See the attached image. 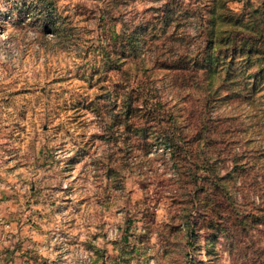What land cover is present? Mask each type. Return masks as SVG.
Instances as JSON below:
<instances>
[{
	"label": "rangeland",
	"instance_id": "1",
	"mask_svg": "<svg viewBox=\"0 0 264 264\" xmlns=\"http://www.w3.org/2000/svg\"><path fill=\"white\" fill-rule=\"evenodd\" d=\"M220 8L264 35V0H0V264H264V76H247L264 61L242 56L206 108L191 72L142 74L138 94L107 65L124 25L172 13L182 39ZM126 97L145 108L129 133ZM158 102L183 141L200 129L199 167L139 131Z\"/></svg>",
	"mask_w": 264,
	"mask_h": 264
},
{
	"label": "trees",
	"instance_id": "2",
	"mask_svg": "<svg viewBox=\"0 0 264 264\" xmlns=\"http://www.w3.org/2000/svg\"><path fill=\"white\" fill-rule=\"evenodd\" d=\"M167 6L164 5V7ZM161 14L157 18L160 23L165 18L168 20L167 24L161 26V30L156 29L157 24L153 26V17L147 18L144 15L142 21H139L137 26L136 24L130 27L124 25L123 33L114 34L107 44V49L115 55V58L108 56V69L110 71H118V73L124 70L126 78L133 76L134 83L140 81V84L137 85L138 94H144L143 89L146 86L143 82L142 74L149 75L151 78L157 71L174 73L170 75L171 77L176 76V72H188V74L191 72L190 77L195 79L192 81V85L198 90H200L201 86L203 88L202 90L205 91L206 108L208 102L215 101H210L215 97L212 92L213 89L217 90L218 87L227 85L226 83L234 85L233 81L237 76L246 74L250 70L248 68H239L240 61H242L240 58H243L242 56L257 55L256 59L258 63L264 61V50L261 51V47L264 46V35L259 31L255 38L256 40L249 37L244 39L238 36L240 31L249 32V29L240 25L236 18L237 16L225 10V8L223 10L220 8L210 14L212 22L208 28L201 24L198 26L195 36L192 37L185 32L181 37L182 39H180L177 33L175 34L177 29H181L180 26H175L173 32L169 30L175 21L174 19H177V15L175 18H172V13H168V15ZM193 16L196 17L197 15L193 14ZM196 18L201 21V16L198 15ZM140 32L142 44H140ZM159 36H162V39ZM172 37L177 42L171 41ZM203 38L205 39L202 41ZM159 39L162 42L156 43ZM191 40L195 42L199 41V46L193 52L199 48L200 55L202 56L200 59L192 57V51L189 47H186ZM173 44L177 47L173 48ZM184 46L186 49H184ZM204 50L206 56L203 57ZM190 56L191 58H189ZM257 66L258 64L255 67ZM263 69L260 68L257 70L258 74L254 75L248 72V78L263 77ZM149 76H146L145 80H149ZM217 83H220L219 86H216ZM199 97L201 101V96ZM130 99L131 97H126V101H124L126 104L122 114V126L128 133L132 132L130 126L136 120V116H140L144 112L142 109H145L143 106H136L135 102L132 103ZM182 104L184 103L181 101L178 107H182ZM162 107L164 105L158 102V110L154 111L155 114L151 110V114L148 116L143 115L146 120L141 123L143 126L145 124L147 126H144L139 131H142V133H150L156 140L158 139L161 142L159 145L165 151H168L170 160L174 162L173 168L178 169V171L183 169L179 165L180 162L183 164L186 163V166L193 168L199 167V163L187 162L189 152L186 150L189 147L193 150L196 148L195 143L201 141L199 137L200 129L195 130L193 136L183 141L182 135L176 123L173 122L172 116H168L165 112L167 108ZM167 125L169 128H166ZM171 126L172 128L170 130ZM145 139L147 140V138ZM205 146L203 145L201 149L203 150ZM182 153L184 155L183 157L181 156Z\"/></svg>",
	"mask_w": 264,
	"mask_h": 264
}]
</instances>
